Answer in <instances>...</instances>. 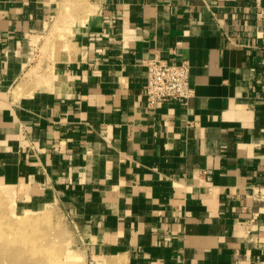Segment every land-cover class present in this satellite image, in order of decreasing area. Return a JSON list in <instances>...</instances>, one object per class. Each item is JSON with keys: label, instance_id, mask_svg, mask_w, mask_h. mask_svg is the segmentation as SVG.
Instances as JSON below:
<instances>
[{"label": "crops", "instance_id": "1", "mask_svg": "<svg viewBox=\"0 0 264 264\" xmlns=\"http://www.w3.org/2000/svg\"><path fill=\"white\" fill-rule=\"evenodd\" d=\"M74 1L34 75L36 36ZM155 56L190 62L189 101L148 107ZM0 185L17 215L60 213L66 264H264L255 1L0 0Z\"/></svg>", "mask_w": 264, "mask_h": 264}, {"label": "rangeland", "instance_id": "2", "mask_svg": "<svg viewBox=\"0 0 264 264\" xmlns=\"http://www.w3.org/2000/svg\"><path fill=\"white\" fill-rule=\"evenodd\" d=\"M81 7L78 1L67 2L47 18L45 29L36 36L32 49L30 67L34 75L42 67L45 69L43 62H51L53 43L64 39L74 22L67 16ZM0 191V264H66L69 244L67 232H61V225L66 227V223L60 213L55 219L44 212L17 215L16 196L3 185Z\"/></svg>", "mask_w": 264, "mask_h": 264}, {"label": "built area", "instance_id": "3", "mask_svg": "<svg viewBox=\"0 0 264 264\" xmlns=\"http://www.w3.org/2000/svg\"><path fill=\"white\" fill-rule=\"evenodd\" d=\"M258 8V16L263 17V0H254ZM147 84L145 95L147 105L154 109L164 101H180L186 103L194 94L190 82L191 66L187 59L173 63L159 56L147 61ZM255 200L264 201V185L253 188L250 195Z\"/></svg>", "mask_w": 264, "mask_h": 264}, {"label": "bare ground", "instance_id": "4", "mask_svg": "<svg viewBox=\"0 0 264 264\" xmlns=\"http://www.w3.org/2000/svg\"><path fill=\"white\" fill-rule=\"evenodd\" d=\"M2 197V193H1V191H0V198Z\"/></svg>", "mask_w": 264, "mask_h": 264}]
</instances>
